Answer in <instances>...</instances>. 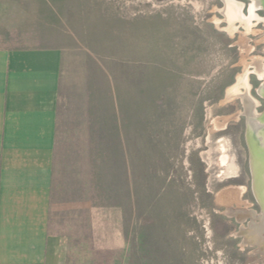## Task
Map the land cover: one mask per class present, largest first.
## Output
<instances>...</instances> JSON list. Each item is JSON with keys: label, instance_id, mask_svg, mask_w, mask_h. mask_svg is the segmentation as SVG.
I'll use <instances>...</instances> for the list:
<instances>
[{"label": "rangeland", "instance_id": "rangeland-1", "mask_svg": "<svg viewBox=\"0 0 264 264\" xmlns=\"http://www.w3.org/2000/svg\"><path fill=\"white\" fill-rule=\"evenodd\" d=\"M236 1L247 21L223 0H0L19 44L63 51L54 200L81 205L88 236L103 220L86 264H264V9Z\"/></svg>", "mask_w": 264, "mask_h": 264}, {"label": "crops", "instance_id": "crops-1", "mask_svg": "<svg viewBox=\"0 0 264 264\" xmlns=\"http://www.w3.org/2000/svg\"><path fill=\"white\" fill-rule=\"evenodd\" d=\"M16 28L0 15V264H86L88 243L104 253L101 220L88 236L81 205L54 200L63 51Z\"/></svg>", "mask_w": 264, "mask_h": 264}, {"label": "bare ground", "instance_id": "bare-ground-1", "mask_svg": "<svg viewBox=\"0 0 264 264\" xmlns=\"http://www.w3.org/2000/svg\"><path fill=\"white\" fill-rule=\"evenodd\" d=\"M251 1H252V3H251V6H250V13H251L252 16H255L254 13H255V11L257 9H259L260 6H262L263 0H251ZM223 2L225 3V6H226L224 12L226 13V15L229 18L233 19V21L234 20L247 21L246 18L242 15L243 4L237 2L236 0H223ZM233 21H231V22H233ZM259 76H260V79H264V73L259 74ZM231 93H233V95L234 94L236 95V94H238V91H236V88H234L233 90H231ZM242 98L245 99L246 95L245 94L242 95ZM244 101L246 102V99ZM249 116L251 117V115H249ZM259 133H261V132H259ZM250 140L251 139L248 140L249 144H250ZM250 151H251V149H250ZM251 156L253 158V160H252V175L254 174L253 175L254 193H255V196L258 198V201L260 202L259 204H260V206H261V208L263 210V216L261 217L262 222L260 224H258V225H254L253 226L252 230L255 231L254 232L255 234L252 233V235H253V238L255 239V241L258 242L262 247H264L263 246L264 245V239H263L264 237L262 235L263 232H264V172H263V177L259 178L260 169L255 170V167H254V156H253L252 153H251Z\"/></svg>", "mask_w": 264, "mask_h": 264}, {"label": "flooded vegetation", "instance_id": "flooded-vegetation-1", "mask_svg": "<svg viewBox=\"0 0 264 264\" xmlns=\"http://www.w3.org/2000/svg\"><path fill=\"white\" fill-rule=\"evenodd\" d=\"M262 89H260V93L262 94V96H264V83H263V85H262V87H261ZM247 103V104H246ZM248 103H249V101L246 99V102H245V104H246V106H248ZM251 115V114H250ZM261 115H259V116H252L251 115V117L249 116V118H248V140L249 139H251V135L253 134L254 135V138L257 140V145L260 147V148H262L263 150H264V122H262L260 119H259V117H260ZM255 117V118H254ZM258 120V121H257ZM251 123V124H250ZM261 123V124H260ZM253 126V127H252ZM261 126V127H260ZM261 129V130H260ZM252 131V132H251ZM259 132H261V133H259ZM262 140V141H261ZM261 145V146H260ZM252 160H253V158H252V156H251V167H252ZM254 175V174H253ZM257 198V197H256ZM257 200H258V198H257ZM259 202V201H258ZM260 203V202H259ZM253 234H255V233H253ZM257 234V233H256Z\"/></svg>", "mask_w": 264, "mask_h": 264}, {"label": "water", "instance_id": "water-1", "mask_svg": "<svg viewBox=\"0 0 264 264\" xmlns=\"http://www.w3.org/2000/svg\"><path fill=\"white\" fill-rule=\"evenodd\" d=\"M260 7H262L264 9V0L262 3V6H260ZM259 119L262 122H264V113L262 114L261 117H259ZM250 149H251V153L254 156L255 170L260 169L259 178H262L263 172H264V150L257 145V140L254 138L253 134L251 135Z\"/></svg>", "mask_w": 264, "mask_h": 264}]
</instances>
